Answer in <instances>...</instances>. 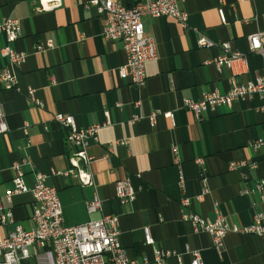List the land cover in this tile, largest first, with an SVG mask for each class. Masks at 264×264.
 I'll list each match as a JSON object with an SVG mask.
<instances>
[{
    "label": "crops",
    "instance_id": "crops-1",
    "mask_svg": "<svg viewBox=\"0 0 264 264\" xmlns=\"http://www.w3.org/2000/svg\"><path fill=\"white\" fill-rule=\"evenodd\" d=\"M87 1L60 0L41 10L38 0H0V19L20 23L21 33L9 45L26 53L15 69L19 90L0 87L8 127L0 134V202L11 209L14 220L0 225V237L15 224L32 228L31 193L14 194L10 202L5 197L12 187L13 164L24 161L20 171L25 185L32 186L36 173L45 174V183L56 190L65 225L99 217L88 214L85 205L95 191L103 201V213L117 217L118 238L130 259L157 264L154 249H159L171 253L165 264H190L187 249H191L199 251L202 264H264V238L228 232L218 251L209 233L195 232L182 219L180 205L188 197L190 209L200 216L212 220L218 210L237 225L249 224L261 209L253 205L256 193L241 190L263 173L262 150L252 149L250 143L264 136V100L254 94L204 112L198 120L182 100H198L212 90L225 92L231 79L243 83L260 74L262 58L248 51L247 37L264 31V0H184L180 3L187 15L184 27L167 16L142 17L143 36L154 39L157 58L145 65L140 88L119 77L117 69L126 59L122 42L103 39V17L94 6L87 7ZM119 1L131 6L138 0ZM198 35L214 45L198 47ZM47 39L53 47L37 51L36 45ZM222 42H229L244 58L218 71L213 60L221 54ZM6 45L2 33L0 49ZM6 61L0 53V70ZM28 87L40 105L27 97ZM166 112L171 118L163 115ZM55 113L72 115L79 128L108 121L87 146L94 188L51 173L69 166L70 152L67 129L53 121ZM150 113H156L153 124L147 118ZM239 160L255 162L257 167L229 168L231 161ZM179 170L183 188L178 185ZM123 178L129 179L135 196L120 203L115 182ZM204 186L208 193L198 199ZM145 227L151 245L144 242ZM40 252L21 264H43Z\"/></svg>",
    "mask_w": 264,
    "mask_h": 264
},
{
    "label": "built area",
    "instance_id": "built-area-1",
    "mask_svg": "<svg viewBox=\"0 0 264 264\" xmlns=\"http://www.w3.org/2000/svg\"><path fill=\"white\" fill-rule=\"evenodd\" d=\"M38 1L41 10L60 3V0ZM182 1L184 0H138L131 6L119 0L87 1L86 6H94L103 17L101 29L103 39L122 42L126 59L117 69L120 78L129 79L130 83L138 88L144 84L145 65L157 58V52L154 39L143 36L141 18L144 16L152 18L167 16L175 19L180 26L184 27L187 15L180 8ZM218 14L220 20L224 22L222 7L218 8ZM2 33L5 35L7 45L0 49V53L7 61L0 70V87L18 91L15 69L24 61L26 53L11 48L9 44L14 42L21 33L19 21L12 18L0 19V34ZM196 45L211 47L214 43L206 37L198 35ZM247 46L250 53H257L262 58L260 74L254 81L248 80L243 83L231 79V85L225 92L212 90L203 93L198 100L183 99V107L188 109L195 119H200L204 112H215L218 107L230 106L236 100L250 99L254 94L264 100V31L248 35ZM52 47L51 39H47L44 43L36 45V50L41 51ZM220 48L221 54L213 60L218 71H221L223 67L231 68L233 62L244 58L241 53L232 49L229 42H222ZM26 94L34 104H41L35 97L33 88L28 87ZM262 110L264 111V104ZM163 115L171 118L170 112ZM155 116L156 113H150L147 117L151 124L154 123ZM52 119L56 124L67 129L66 141L70 152L67 156L69 166L64 171L51 169V173L74 177L81 186L94 188L93 176L89 171L92 156L87 153V146L90 140H96L98 129L107 125L108 121L79 128L72 115L55 113ZM7 130L0 103V134ZM120 143L124 144V141H120ZM250 146L254 150H262L264 166V136L251 141ZM171 150L173 154H176V147H172ZM22 162H16L12 166L15 174L12 178V187L6 190L5 197L10 202L14 194L31 193L33 199L30 216L32 228L26 230L15 224L5 236L0 237V264H21L22 260L28 259L31 255L38 257L39 251L45 257L43 264H146V261L139 262L127 257L118 238L117 217L103 213V201L95 191L85 205L88 214L99 213V217L77 225H65L56 190L45 183V174L39 172L35 174L32 186L27 187L20 171ZM228 166L232 170L244 167L254 170L257 164L252 161L239 160L231 161ZM242 179L243 181L247 180L245 173L242 174ZM178 185L180 188L184 186V177L180 170ZM206 193H208V189L204 186L197 198L200 199ZM241 193L248 195L256 193L258 201L253 205L261 206V209L254 212L251 222L247 225L230 223L218 210L212 220L200 216L190 209L188 197H183L180 200L183 209L182 219L189 221L195 232L209 233L213 245L218 251L221 250L223 238L228 232L254 234L264 238V169L261 177L251 186H244ZM115 196L120 203L134 198L135 191L128 178L115 182ZM13 221L11 209H4L0 202V225L11 224ZM143 232L144 242L153 244L147 227L143 229ZM187 251L192 256L190 264H202L198 250L187 249ZM170 254V252L154 249V261L157 264H165V256Z\"/></svg>",
    "mask_w": 264,
    "mask_h": 264
}]
</instances>
